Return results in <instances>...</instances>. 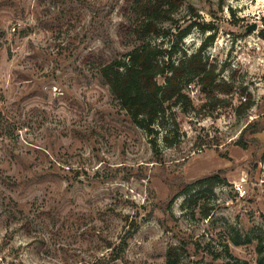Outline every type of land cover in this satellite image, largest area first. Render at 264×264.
<instances>
[{"label":"rangeland","instance_id":"1","mask_svg":"<svg viewBox=\"0 0 264 264\" xmlns=\"http://www.w3.org/2000/svg\"><path fill=\"white\" fill-rule=\"evenodd\" d=\"M179 1L165 47L176 25L213 23L183 47L215 34L206 58L233 89L191 85L196 109L156 152L99 71L139 42L129 0H0V264H167L169 248L264 264V0Z\"/></svg>","mask_w":264,"mask_h":264},{"label":"trees","instance_id":"2","mask_svg":"<svg viewBox=\"0 0 264 264\" xmlns=\"http://www.w3.org/2000/svg\"><path fill=\"white\" fill-rule=\"evenodd\" d=\"M129 3V11L133 15L131 34L139 42L126 53L101 62L99 71L133 123L152 136L157 152V141L163 130L167 146L176 142L180 129L179 111L196 109L188 91L191 85L197 84L212 99H220L218 94L230 92L233 83L222 79L221 71L206 58V48L215 34L208 35L196 50L187 51L183 47L186 36L194 27L212 30L215 27L213 23L195 20L182 27L176 25L170 45L165 47L161 39L165 34L164 21L172 18L181 1L129 0ZM220 180L219 175H211L186 183L178 195L189 192L195 184H214ZM140 224V221L132 222V229L126 231L118 248L127 243ZM109 247L114 254L117 248L112 243ZM119 256L120 253L113 258ZM179 258L175 248L168 249L167 264H179ZM105 263L106 260H101L97 264Z\"/></svg>","mask_w":264,"mask_h":264},{"label":"water","instance_id":"3","mask_svg":"<svg viewBox=\"0 0 264 264\" xmlns=\"http://www.w3.org/2000/svg\"><path fill=\"white\" fill-rule=\"evenodd\" d=\"M255 28H257V24H254L251 27H249V29H255Z\"/></svg>","mask_w":264,"mask_h":264}]
</instances>
